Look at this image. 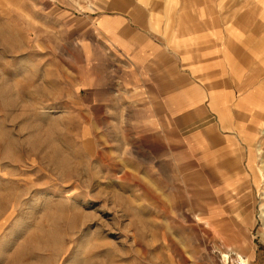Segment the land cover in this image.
<instances>
[{
	"label": "rangeland",
	"instance_id": "374dc122",
	"mask_svg": "<svg viewBox=\"0 0 264 264\" xmlns=\"http://www.w3.org/2000/svg\"><path fill=\"white\" fill-rule=\"evenodd\" d=\"M201 1L223 28L242 27L232 57L264 102V0ZM58 10L0 0V264H264L261 100L233 112L250 117L245 129L232 120L242 146L232 135L231 151L191 150L183 118L91 82ZM220 88L242 90L228 77Z\"/></svg>",
	"mask_w": 264,
	"mask_h": 264
},
{
	"label": "crops",
	"instance_id": "0c3cea01",
	"mask_svg": "<svg viewBox=\"0 0 264 264\" xmlns=\"http://www.w3.org/2000/svg\"><path fill=\"white\" fill-rule=\"evenodd\" d=\"M55 5L59 24L72 18L83 58L97 71L89 77L92 83L98 80L99 88L129 95L132 103L154 104L157 111L161 105L163 119L171 113L176 114L172 119L183 118L182 127L193 129L185 135L191 150H219L210 148L217 141L221 150L231 151L232 135L244 144L231 128L232 120L238 129L243 127L233 112L243 119L250 111L247 105H237L248 92L243 88L251 80L243 73L249 64L232 57L230 46L243 39L242 27L223 28L215 2L55 0ZM227 77L242 90H218ZM214 105L223 110L224 121ZM246 119L242 129L251 126L250 117Z\"/></svg>",
	"mask_w": 264,
	"mask_h": 264
},
{
	"label": "bare ground",
	"instance_id": "6f19581e",
	"mask_svg": "<svg viewBox=\"0 0 264 264\" xmlns=\"http://www.w3.org/2000/svg\"><path fill=\"white\" fill-rule=\"evenodd\" d=\"M240 62V61H239ZM258 64H259V62L256 64V67H253V68H255V69H257V70H259V69H261L262 68V65L259 67L258 66ZM251 76V75H250ZM248 80H249V78H247ZM237 82V81H236ZM246 82V81H245ZM244 84V83H243ZM237 85H239V84H237ZM242 87V86H241ZM240 87V88H241ZM239 88V89H240ZM256 88V87H255ZM261 89V88H260ZM254 90V89H253ZM258 92V91H257ZM256 99H258L259 101L261 100V103H263V106H262V109L261 110H259L258 112H255V114L258 116L259 114H261V113H263L264 114V102H263V98H262V96L258 93V94H255V96H254V94L250 91V92H248V94L242 99L243 101H241V105H247V106H249L250 107V110L251 111H254V110H256L255 108H256V104H258L259 103V101L258 100H256ZM254 109V110H253ZM257 111V110H256ZM241 123V122H240ZM241 125H243L242 123H241ZM244 126V125H243ZM239 255V254H238ZM237 257V256H236ZM239 264H248V259H246V258H244V257H242L241 255H239Z\"/></svg>",
	"mask_w": 264,
	"mask_h": 264
}]
</instances>
